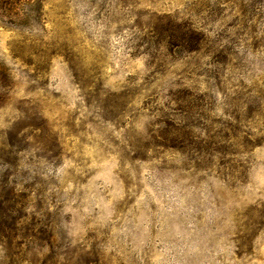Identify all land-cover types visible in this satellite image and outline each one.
<instances>
[{"label": "rangeland", "instance_id": "374dc122", "mask_svg": "<svg viewBox=\"0 0 264 264\" xmlns=\"http://www.w3.org/2000/svg\"><path fill=\"white\" fill-rule=\"evenodd\" d=\"M11 12L0 264H264V0Z\"/></svg>", "mask_w": 264, "mask_h": 264}, {"label": "trees", "instance_id": "16d2710c", "mask_svg": "<svg viewBox=\"0 0 264 264\" xmlns=\"http://www.w3.org/2000/svg\"><path fill=\"white\" fill-rule=\"evenodd\" d=\"M20 0H0V20L12 19L17 15L11 12V8L16 6Z\"/></svg>", "mask_w": 264, "mask_h": 264}]
</instances>
